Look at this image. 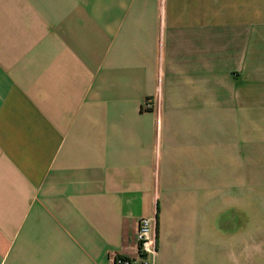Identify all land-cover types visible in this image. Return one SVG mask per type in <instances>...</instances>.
Instances as JSON below:
<instances>
[{"label": "crops", "instance_id": "0c3cea01", "mask_svg": "<svg viewBox=\"0 0 264 264\" xmlns=\"http://www.w3.org/2000/svg\"><path fill=\"white\" fill-rule=\"evenodd\" d=\"M255 177L264 0H0V264H112L146 216L157 264H249L210 214Z\"/></svg>", "mask_w": 264, "mask_h": 264}, {"label": "rangeland", "instance_id": "374dc122", "mask_svg": "<svg viewBox=\"0 0 264 264\" xmlns=\"http://www.w3.org/2000/svg\"><path fill=\"white\" fill-rule=\"evenodd\" d=\"M252 181L258 186L253 187L250 193H245L243 204L222 207L220 201H212L210 216L214 221H219L213 225L212 232L218 234L220 239H226L225 256L229 260L235 254L234 246L245 240V260L248 251L249 264H264V177H255ZM223 262L231 264L227 259Z\"/></svg>", "mask_w": 264, "mask_h": 264}, {"label": "built area", "instance_id": "2783aa9c", "mask_svg": "<svg viewBox=\"0 0 264 264\" xmlns=\"http://www.w3.org/2000/svg\"><path fill=\"white\" fill-rule=\"evenodd\" d=\"M153 102L151 98H146L142 103L143 109H151ZM155 217H141L138 220L136 230V252L125 254L112 252V264H157V239L155 235Z\"/></svg>", "mask_w": 264, "mask_h": 264}, {"label": "trees", "instance_id": "16d2710c", "mask_svg": "<svg viewBox=\"0 0 264 264\" xmlns=\"http://www.w3.org/2000/svg\"><path fill=\"white\" fill-rule=\"evenodd\" d=\"M155 235L157 236V220H156V223H155Z\"/></svg>", "mask_w": 264, "mask_h": 264}]
</instances>
